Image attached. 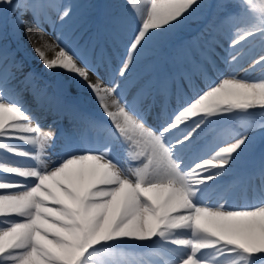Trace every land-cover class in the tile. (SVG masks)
Segmentation results:
<instances>
[{
  "label": "snow or ice",
  "instance_id": "1",
  "mask_svg": "<svg viewBox=\"0 0 264 264\" xmlns=\"http://www.w3.org/2000/svg\"><path fill=\"white\" fill-rule=\"evenodd\" d=\"M0 264H264V0H0Z\"/></svg>",
  "mask_w": 264,
  "mask_h": 264
},
{
  "label": "rangeland",
  "instance_id": "2",
  "mask_svg": "<svg viewBox=\"0 0 264 264\" xmlns=\"http://www.w3.org/2000/svg\"><path fill=\"white\" fill-rule=\"evenodd\" d=\"M73 3L83 2V0H71ZM117 3H122V0H116ZM78 26V18L72 22L69 28H75ZM199 23L198 18H193L175 37H173V44H181L189 40L198 30ZM256 52H259V49H256ZM259 72V69H257Z\"/></svg>",
  "mask_w": 264,
  "mask_h": 264
},
{
  "label": "bare ground",
  "instance_id": "3",
  "mask_svg": "<svg viewBox=\"0 0 264 264\" xmlns=\"http://www.w3.org/2000/svg\"><path fill=\"white\" fill-rule=\"evenodd\" d=\"M52 35H53V33L49 32L46 38L51 39L52 38Z\"/></svg>",
  "mask_w": 264,
  "mask_h": 264
}]
</instances>
